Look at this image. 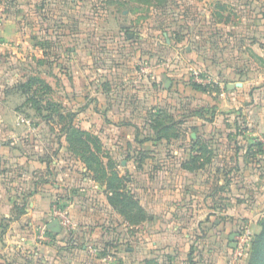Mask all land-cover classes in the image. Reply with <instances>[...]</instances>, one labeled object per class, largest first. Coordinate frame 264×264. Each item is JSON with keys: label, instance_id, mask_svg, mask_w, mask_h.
Masks as SVG:
<instances>
[{"label": "crops", "instance_id": "crops-1", "mask_svg": "<svg viewBox=\"0 0 264 264\" xmlns=\"http://www.w3.org/2000/svg\"><path fill=\"white\" fill-rule=\"evenodd\" d=\"M4 29L5 36L13 30L8 25ZM156 39L150 45L139 44L137 38L134 45L99 49L90 42L72 45V85L57 72L52 78L45 73L47 78L40 77L51 88L47 100L54 89L51 97L59 113H73L74 126L98 138L103 161L119 162L128 170V176L117 173L145 211L149 226L148 233L144 221L137 223L143 227L135 236L134 252L121 245L113 251L87 248L89 241H97V225L107 223L103 211L121 224L126 220L109 203L111 191L69 149L59 131L62 123H44L55 132L48 142L41 138L50 152L38 156L20 147L34 132L17 124L25 108L18 86L27 73H35L28 60L37 49L41 70L45 48L0 45V52H11L13 61L28 69L12 72L9 56L0 55V216L12 215L20 199L26 200L23 212L4 231L5 239L11 234L19 247L38 253L45 264H61L62 257L66 264H128L132 252L135 264H244V259L231 262L236 236L229 237L237 227L256 229L264 213V97H258L253 90L257 85L235 63L215 59L214 64L211 56L198 52L201 45H161ZM111 61L118 63L113 73L97 72L102 64L108 69ZM193 71L207 76L211 85L194 82ZM259 90L264 94V84ZM163 112L170 117L163 121L167 130L157 134L154 119ZM21 132L28 139L19 137ZM38 142L35 136L30 147ZM56 204L79 223L71 237L49 228ZM214 214L216 233L202 238L194 232ZM0 264L8 263L0 256Z\"/></svg>", "mask_w": 264, "mask_h": 264}, {"label": "rangeland", "instance_id": "rangeland-1", "mask_svg": "<svg viewBox=\"0 0 264 264\" xmlns=\"http://www.w3.org/2000/svg\"><path fill=\"white\" fill-rule=\"evenodd\" d=\"M5 25L13 29L8 36L4 35ZM137 38L138 43L143 45H150L151 38H157L161 45L167 43L191 47L201 45L203 49L198 52L207 54V57L211 56L214 64L217 63L215 59L235 63L240 70L239 73L244 78H251L254 85H257L253 90L258 97H264L263 92L259 90L264 84V0H0V45H42L45 48L43 51L44 55L46 54L45 63L40 66L41 70H39L41 52L39 49L31 52L33 56L28 60V64L36 74L27 73L29 76L40 78L45 73L48 78H52L57 72L63 74L67 86L72 85L73 70L69 53L72 45H87L90 42L99 49L102 47L99 45H114L113 47L134 45ZM164 52L166 54V51H161L162 54ZM0 55L9 56L12 72L21 74L28 70L23 63L13 61L11 52H0ZM117 64L114 61L106 63L108 69L102 64L97 68V72L103 74L107 70L113 73ZM121 65L125 66L124 63ZM123 69L125 70L124 67ZM136 69L138 71V66ZM3 72L7 74L6 70ZM41 87L36 86L35 91L39 94L43 92V95L50 93H46ZM52 91L50 94L52 100L49 101L56 103L53 99L54 89ZM19 113L37 127L28 142L20 141V147L24 152L33 151L38 156L50 152L52 148L47 142L55 138V132L44 125V112L25 107ZM64 122L66 123V119ZM50 123L53 126L58 123L56 115H53ZM27 130L23 132L26 133ZM23 132L19 137L28 139ZM35 136L39 142L32 148L30 145L34 143ZM88 164L95 170L96 177L102 178L105 162L101 165L98 162ZM108 166H111L112 171L129 175L128 170L119 162L108 163ZM25 201L24 198L20 199L12 215L5 218L0 216V256L8 264H45L38 253L24 249L23 246L19 247L11 234L8 240L5 239L4 231L9 229L13 218L18 215V209L23 208ZM134 212L128 213V216L133 217ZM104 214L107 223L97 225L99 227L98 236L95 238L97 241H89L90 246L86 245L87 248L99 251L102 248L107 250L109 247L113 251L121 245L123 250L127 248L134 252L135 236L143 226L130 220H126V224H121L119 218L111 215V212L103 211ZM216 217L214 214L207 226L198 227L196 230L194 227L191 232L195 230L194 232L199 233L202 238L207 234L216 233L219 227L214 224ZM144 223V230L147 228L148 231L149 226H145L147 225L145 221ZM79 227L78 223L77 228L70 233L65 232L61 226L60 229L64 231L65 237H71ZM249 228L251 235L258 231V228L250 225ZM210 245L212 242L208 243V246ZM133 252L128 256V264H135ZM60 262L66 264L63 257ZM86 263L88 262H79Z\"/></svg>", "mask_w": 264, "mask_h": 264}, {"label": "trees", "instance_id": "trees-1", "mask_svg": "<svg viewBox=\"0 0 264 264\" xmlns=\"http://www.w3.org/2000/svg\"><path fill=\"white\" fill-rule=\"evenodd\" d=\"M36 86H42L46 93L51 90L43 79L32 75L19 84L18 87L25 96L24 107L37 112H44L45 115L43 116V120L45 123H49L53 115H56L58 123H62V127L59 131L64 134L69 149L81 159L86 169L92 173L94 180L104 183L107 189L111 191V195H109L107 199L117 213H119L125 220H130L136 224L144 221L146 219V213L143 209H141L133 196L126 190L123 183L124 178L120 177L116 171H112V169H110L111 166H108V163H113L112 161H103L102 158L104 153L98 138L93 134L75 127L73 124L75 121V115L73 113H59L60 106L57 103H52L47 100V94L43 95V92L39 94V92L35 91ZM169 118L170 117L163 112L160 115V118L156 117L154 119L156 126L159 127L157 134H160L159 132H162L161 134H163V132L167 130V127H163V121H167ZM65 119L66 123L64 122ZM90 162H98L100 165L105 162V164H103L104 170L102 178L96 177L95 170L88 164ZM22 212L23 208H20L18 209L17 214H21ZM131 212L135 213L133 217L128 216V213ZM257 228L258 231L253 233L250 237L246 256L244 258V264H264V213L258 221Z\"/></svg>", "mask_w": 264, "mask_h": 264}, {"label": "built area", "instance_id": "built-area-1", "mask_svg": "<svg viewBox=\"0 0 264 264\" xmlns=\"http://www.w3.org/2000/svg\"><path fill=\"white\" fill-rule=\"evenodd\" d=\"M141 72L147 74L145 69H141ZM192 77L193 81L202 87H208L211 85L210 79L207 78V76L202 75L200 71H193ZM17 124L26 125L30 132H35L37 128L35 125H32V123L28 119L20 115L17 117ZM51 216L53 219L58 220L59 225L65 232L70 233L71 231H74L78 226V223L72 218L70 212L65 207H61L58 204H56L52 208ZM250 237V230L246 226H242L238 230L235 240L236 247L232 250L231 253L232 263H237L245 258Z\"/></svg>", "mask_w": 264, "mask_h": 264}, {"label": "water", "instance_id": "water-1", "mask_svg": "<svg viewBox=\"0 0 264 264\" xmlns=\"http://www.w3.org/2000/svg\"><path fill=\"white\" fill-rule=\"evenodd\" d=\"M168 83H169V82H168ZM49 228H51L53 231H59V230H60V226H59V222H58V220L54 219V220L52 221V223L50 224ZM235 236H237V233L231 235L229 238H230L231 240H233V238H234ZM232 246H233V247H236V242H235V241H233V245H232Z\"/></svg>", "mask_w": 264, "mask_h": 264}]
</instances>
